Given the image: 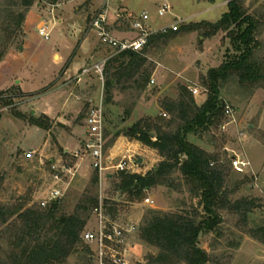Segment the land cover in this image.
Segmentation results:
<instances>
[{"label":"rangeland","instance_id":"obj_1","mask_svg":"<svg viewBox=\"0 0 264 264\" xmlns=\"http://www.w3.org/2000/svg\"><path fill=\"white\" fill-rule=\"evenodd\" d=\"M38 2L43 13L40 20L46 22L50 40L46 41L32 26L28 31V49L22 50L24 32L16 36L9 49H15L22 56L20 64L23 71L20 77L26 79L25 89L32 93L25 94L21 89L18 91L16 85L0 91V203L17 209H45L44 202L50 206L53 201L49 198L56 186L53 166H57L63 177V183L59 186L61 190L63 187L64 196L59 202L65 207V213L73 214L79 205L92 208L91 199L107 205L110 221L120 226L135 225L138 228L129 238L131 264H151L150 260L157 256L158 250L140 237L141 224L148 212L180 213L202 209L198 201L190 196L179 174H175L174 178L177 185H183L181 191L156 186L141 195L129 196L119 190L124 172L111 169L100 174L96 171L85 147L88 109L91 102L103 105L105 149L108 155L113 153L114 148H120L116 147L120 141H129L142 145H139L141 148H132L136 156L145 162L142 173L157 167L163 161L162 157L159 161L158 152L132 139L128 133L140 122L144 127L149 118L162 116L169 120L171 115L163 109V105L167 101L177 100L181 87H187L192 94L193 89L199 90L198 95H193L198 105L203 104L204 98L207 100L208 90L204 87L203 79L210 69L220 67L234 58L237 52L224 32L204 39L202 32L188 33L182 29L191 23L218 22L228 12V1L113 0L109 5L110 26L124 7L137 17L144 12L149 13L155 27L171 25L175 19L182 20V23L180 33L170 35L148 50L147 68L153 71V83H149L143 92L119 87L114 90L110 103L105 92V78L103 80L94 71L83 74L100 58L108 55L98 43L100 38L92 26L106 0H73L62 8ZM164 4L170 6V14L159 17L158 11ZM245 6L249 14L263 21L258 35L261 47L256 53L259 59H263L264 0H245ZM62 17L64 23L59 22ZM119 20L115 23V29L120 26L121 30H128L129 24H123V19ZM75 22L81 25L74 28L72 24ZM1 32L2 19L0 35ZM86 37L91 46L97 44L96 52L101 54L97 58H88L75 75L62 80L65 68L62 69L63 63L58 68L55 66L53 49L69 54V61L82 52L81 44ZM68 61L64 66L68 65ZM79 77L82 81H79ZM221 99L225 103L222 124L201 137L190 135L189 140L210 153L220 154L222 161L237 156L248 161L251 166L246 173H237L232 169V181L228 182L229 190L234 191L231 200H257L259 207L253 210L247 222L241 215L221 211L223 223L220 234L202 233L199 246L210 255L209 264H264V242L260 235L255 237L253 233L258 227H264V88L245 87L232 80L221 89ZM12 111L26 115L28 120L31 116L40 118L50 129L44 130L31 125L28 120L18 119ZM121 158L117 156L114 164H118ZM62 167L66 168L64 173ZM96 177L99 178L98 182L95 181ZM237 184H241L239 189L235 187ZM147 198L153 201L152 205L145 203ZM86 217L89 219L85 231L96 229L98 218L93 211L87 213ZM5 232L6 227L0 226V246L4 253L10 249ZM66 264L85 263L74 255Z\"/></svg>","mask_w":264,"mask_h":264},{"label":"trees","instance_id":"obj_2","mask_svg":"<svg viewBox=\"0 0 264 264\" xmlns=\"http://www.w3.org/2000/svg\"><path fill=\"white\" fill-rule=\"evenodd\" d=\"M37 1L0 0V63L16 36L23 32L27 13ZM39 1L58 5L62 0ZM209 1L215 3L216 0ZM226 1L228 12L218 22L191 23L182 29L188 33L202 32L204 39L224 32L237 52L234 58L208 71L203 79L208 90L207 100L198 105L189 89L181 87L179 98L163 105V109L171 115L169 120L162 116L149 118L144 127L140 122L128 133L132 139L156 150L163 161L145 176L123 173L119 190L125 192L138 185V191L129 193V196H134L156 186L181 191L184 185L202 209L180 213L148 212L141 224L140 237L158 250L157 256L151 258V264H209L210 255L200 248L199 238L204 232L220 234L223 223L221 211L241 215L247 222L249 215L259 207L257 200H231L234 193L228 187V182L232 181L231 160L226 158L222 161L220 154L210 153L189 140L190 135L201 137L222 124L225 103L221 99V89L227 83L236 80L241 86L264 88V58L259 59L256 54L261 47L258 35L263 21L249 14L245 0ZM178 33L158 34L150 38L142 52H125L110 60L105 70L108 103L119 87L145 91L153 74L147 68L148 50ZM12 114L18 119L28 120L20 112L12 111ZM28 121L38 128L50 129L40 118L31 116ZM175 174L180 175L183 185L176 184ZM95 181L98 182L99 178L96 177ZM235 187L239 189L241 184ZM90 204L92 208L79 205L70 215L65 213V207L59 201L45 209L8 208L0 203V226L6 227L4 234L10 247L4 253L0 246V264H66L74 255H78L85 264H94L91 249L82 240L89 219L86 214L91 213L99 202L91 199ZM105 207L109 211L108 206ZM253 233L255 237L260 235L264 242V227H258Z\"/></svg>","mask_w":264,"mask_h":264},{"label":"built area","instance_id":"obj_3","mask_svg":"<svg viewBox=\"0 0 264 264\" xmlns=\"http://www.w3.org/2000/svg\"><path fill=\"white\" fill-rule=\"evenodd\" d=\"M113 0H106L104 7L100 10L98 15L92 22L93 29L98 33V36L105 46L114 51V56L120 55L125 52H142L148 45L151 37L158 34H168L169 32H179L182 20L175 19L171 25L164 27H154L151 24V15L144 12L141 16L137 17L132 15L126 10L118 13V18L127 22L132 31L137 33L134 39H120L112 34L109 29V5ZM171 8L168 4H164L158 11L159 17L169 15ZM39 34L46 41L50 40V30L43 24L39 28ZM109 59L103 60L94 64L90 69H86L83 74H88L94 71L103 80L105 78V70ZM81 79V77H79ZM150 83H153L151 81ZM193 95H198L199 90L193 89ZM230 113V111H227ZM105 115L102 104H94L91 102L87 114L88 126V139L86 141V150L92 161L93 168L100 174L114 169L118 172H124L130 175H142V166L144 160L136 156V152L128 150L124 154L108 155L106 152V141L104 136ZM117 156L122 157L118 164H114ZM119 158V157H118ZM232 168L237 173H246L251 164L240 157H233L231 159ZM54 180L56 186L53 188L50 196V201L56 202L64 196V190L59 184L63 183L60 170L57 166H53ZM66 170L62 167V171ZM52 202V203H53ZM147 205H152L153 201L150 198L145 200ZM46 202L43 207H48ZM93 213L98 218L97 227L94 230H87L82 235L83 242L91 249V260L95 264H131L129 259V238L137 231V226L126 225L120 226L119 224L109 220L107 216V209L103 203L94 208Z\"/></svg>","mask_w":264,"mask_h":264},{"label":"crops","instance_id":"obj_4","mask_svg":"<svg viewBox=\"0 0 264 264\" xmlns=\"http://www.w3.org/2000/svg\"><path fill=\"white\" fill-rule=\"evenodd\" d=\"M73 0H62V3H59L58 5H54V7L56 8H62L64 7L65 4H67L68 2H72ZM80 1V0H78ZM80 4V3H79ZM78 4V5H79ZM40 3H36V5H34L31 9L30 12L28 13L27 17H26V21L24 23L23 26V32L25 34V39H24V46H22V50L26 51L29 47V41H28V31L30 30V28H32V26H35L36 30L39 31V28L43 25L46 24L45 21H41L40 19L42 18V10L39 9L40 7ZM123 6V5H122ZM38 7V8H37ZM124 7V6H123ZM94 8V7H93ZM76 10H79V8H76ZM123 10H126V7H124ZM116 12V11H115ZM116 14V13H115ZM143 14V13H142ZM225 14V13H224ZM223 14V15H224ZM80 16V15H79ZM64 19L62 17L61 20H59V22L64 23ZM114 24L112 26H110L109 24V29L112 32V34L114 36H116L117 38L120 39H134L137 36V33L132 31L130 25H129V29L128 30H121L120 26L118 27V29H115V23L117 21H120L119 18L114 20ZM122 23H127L124 20L122 21ZM151 24L153 25V23L151 22ZM54 26L56 25V23L53 24ZM81 24L79 22H75L72 24V26L74 28L79 27ZM167 26V25H165ZM155 27V26H154ZM164 27V26H163ZM161 28V27H159ZM79 32V29H78ZM98 43L105 48L106 52L108 53V55L100 58V60L97 61L101 62L103 60L109 59L108 62L114 58H116L117 56H114V51L105 46L104 44H102L101 40L99 39ZM97 44L94 45H90L88 42V37L84 38V40L82 41L81 44V49L82 52L80 51L78 55H74L73 59L69 60V54H62L60 51H58L56 48L53 49V61L55 63V66L58 68L60 67V64H62V69H64V75L62 76V80L63 79H69L70 77H72L73 75H75L76 71L78 69H80L81 65L84 64V62L86 60H88V58H94L101 54L100 52H96L97 50ZM22 56L20 55V53L18 54L17 51L15 49H11L8 54L6 55V57L4 58V60L0 63V91H4L6 89H9L10 87L16 85L17 87H19L23 93L25 94H30L32 92H28L25 89L26 86V79L23 80L22 77H20L21 72L23 71V65L20 64V60H21ZM59 59L58 61H56V59ZM68 61V65H65V62ZM95 63V64H97ZM108 64V63H107ZM16 67V68H15ZM82 81V78L79 79V81ZM205 98H204V102H205ZM203 102V103H204ZM47 115V114H46ZM121 142V141H120ZM118 143L116 145L117 149L114 148L113 150V154L114 155H119V154H124L126 151L128 150H132V148L136 147H140L142 145L140 144H134L131 143L129 141H127V143L122 142V143ZM140 145V146H139ZM141 148V147H140ZM159 161H161V158L159 156Z\"/></svg>","mask_w":264,"mask_h":264},{"label":"water","instance_id":"obj_5","mask_svg":"<svg viewBox=\"0 0 264 264\" xmlns=\"http://www.w3.org/2000/svg\"><path fill=\"white\" fill-rule=\"evenodd\" d=\"M152 135H153V134H152ZM153 136H154V135H153ZM138 190H139V186L136 185L135 188H130V189H128L127 191H125V193H126V194L134 193V192H136V191H138Z\"/></svg>","mask_w":264,"mask_h":264}]
</instances>
